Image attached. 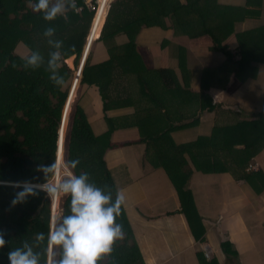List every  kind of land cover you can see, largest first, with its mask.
Wrapping results in <instances>:
<instances>
[{
    "label": "trees",
    "instance_id": "trees-1",
    "mask_svg": "<svg viewBox=\"0 0 264 264\" xmlns=\"http://www.w3.org/2000/svg\"><path fill=\"white\" fill-rule=\"evenodd\" d=\"M75 1L84 3V0ZM33 2L34 0H0V181L3 182H44L45 176L39 166L56 160L58 132L68 97L69 81L74 73L65 59L77 55L79 62L96 15L95 11L87 8L81 12L77 8H68L66 19L65 16H57L54 20L46 21L41 12L32 9ZM108 4L102 5L97 14L91 46L104 25ZM246 12L249 11L243 7L225 5L220 0H115L102 36H99L100 41L108 46L109 56L95 64L91 63V56L89 57L81 85L82 92L91 88L99 89L110 130L102 136L94 133L82 103L83 94L75 100L71 112L67 106L68 122L65 117L61 144L63 156L65 133V161L62 158L60 181L63 174H73L66 166L69 165L75 174L88 172L90 181L104 187L114 198L118 186L113 171L106 162L105 153L108 148L116 145L115 130L121 129L129 123V118L136 116L142 139L148 142L151 150H155V155L165 161L167 170L174 178L181 197L182 211L193 234L201 236L204 226L195 208L192 192L185 188L184 179L183 183L180 182L177 171L172 166L189 149L199 147V142L179 145L173 132L179 127L175 122L187 116V112L193 111L195 106L190 100L198 98L194 102L198 103L199 100L200 107H204L209 105L211 99L204 92L195 94L185 88L169 65L146 69L145 58L138 48V37L144 27L170 26L177 34L198 39L200 44L208 42L212 50L223 52L226 60L225 66L219 70L204 72L202 91L215 81H228L230 76L231 88L239 82L255 78L258 65L264 64V26L258 30L236 34L234 50L225 42L228 34L233 32V23L242 20L241 14ZM47 25L56 29L51 39L63 41L60 48L55 49L54 45L48 43L49 38L43 36V28ZM123 36L128 40L120 45L119 40ZM33 50H38L45 60L39 68H25L23 57ZM52 50L60 52L61 58L54 70L58 75L64 76L62 86L49 79V73L53 70L48 68L46 58ZM131 102L135 112L110 114L116 107ZM177 104L180 105L176 106ZM157 112L159 115H155ZM223 129L228 130L226 126ZM230 130L236 132L233 135L235 141H241L247 149L264 147V95L260 116L250 121H236ZM216 151L224 156L220 150ZM193 154L204 157L202 151ZM73 160L79 161L75 167L71 164ZM202 164L211 165L209 162ZM198 168L207 171L204 167ZM210 169H217V165L210 166ZM53 173L54 169L47 181ZM55 176L56 168L53 182ZM18 190L12 183H0V230L4 232L6 240L0 249V264H9L7 252L10 248L19 246L23 240L31 242L37 233L43 232L46 236L51 227V200L49 197L45 198V192L38 191V194L29 195L25 201L13 205L12 199ZM60 194L58 192V201ZM52 195L54 200V192ZM69 199L67 197L63 204V214L68 211ZM117 222L122 225L123 238L114 243L113 251L106 254L100 264H146L124 205ZM34 247L42 251L41 242H36ZM53 251L58 258V249ZM46 258L49 260V256ZM199 258L200 261L205 260L204 256ZM44 259L42 256V264ZM205 262L204 264H218L215 261Z\"/></svg>",
    "mask_w": 264,
    "mask_h": 264
},
{
    "label": "crops",
    "instance_id": "crops-1",
    "mask_svg": "<svg viewBox=\"0 0 264 264\" xmlns=\"http://www.w3.org/2000/svg\"><path fill=\"white\" fill-rule=\"evenodd\" d=\"M241 1L220 0L225 5L234 6H241ZM251 3L262 5L256 12H248H254L253 16H249L257 18V25L252 27L258 30L264 26V0H252ZM242 20L235 21L233 25L241 24ZM233 35L228 34L225 42L235 46L236 38ZM127 40L123 36L119 40L120 45ZM99 41L97 39L94 42L95 47L93 44L89 55L92 64L102 62L109 56L106 44L101 41L98 44ZM189 47L195 49L196 57L214 58V61H220L217 64L221 66L192 67L188 56ZM138 48L145 58L146 69L169 65L185 88L195 94L204 92L211 99L209 105L204 107H200L199 100L198 103L194 102L198 98L190 100L195 106L193 111L175 122L179 127L173 132L179 145L199 142L200 148L189 149L172 166L180 182L184 179L185 188L192 192L195 208L204 226L201 236L193 234L182 211L181 197L174 178L167 170L165 161L155 155V150H151L148 142L142 139L136 116L129 118V123L121 129L115 130L116 145L105 153L118 189L125 193L124 207L146 264H204L205 261L218 264H264V147L247 149L241 141H235L233 135L236 132L230 130L236 121H250L260 116L264 95V64L258 65L255 78L230 88V76L228 81H215L202 91L204 72L225 66L223 52L212 50L209 43L200 44L198 39L177 34L170 26L144 27L138 37ZM76 62L79 63L77 55ZM72 69L74 73L69 81L68 95L77 77V67ZM82 79L75 98L83 94L82 103L94 133L97 136L105 135L110 130V122L104 111L103 97L97 88L82 92ZM133 112L135 107L131 102L116 107L110 114ZM225 126L228 128L226 131L223 129ZM216 150H220L224 156ZM201 151L204 157L193 154ZM207 162L211 165L202 164ZM216 165L217 169H210V166ZM206 252L210 258H206ZM201 256L205 260L200 261Z\"/></svg>",
    "mask_w": 264,
    "mask_h": 264
},
{
    "label": "clouds",
    "instance_id": "clouds-1",
    "mask_svg": "<svg viewBox=\"0 0 264 264\" xmlns=\"http://www.w3.org/2000/svg\"><path fill=\"white\" fill-rule=\"evenodd\" d=\"M76 3L78 1L75 0H54V2L53 0H34L31 3V7L34 11L41 12L44 20L51 21L57 16H65L68 8H72L73 10L77 8V11H79L78 8L81 4L78 3L79 5L77 6ZM83 4H85V0ZM101 4L105 5L103 2ZM111 7L112 5L110 9ZM87 9L91 10L90 8ZM100 9L92 10L96 12L93 27ZM106 21L107 19L104 22L100 37L102 36ZM93 27L83 55L77 64V77L71 89L76 88L77 85L79 86L83 77L84 69L93 46H91ZM55 33L56 29L52 25L45 26L42 32L44 37L49 38L48 43L54 45L55 49H58L63 45V41L61 39H51ZM100 37L97 39H100ZM60 58V52L52 50L47 55L46 63L48 68L53 70L49 73V79L56 85L62 86L65 82L64 76L58 75L54 70ZM23 60L25 68L36 69L41 67L45 57L38 50H33L29 55L23 57ZM69 98L70 94L63 108L58 132L56 160L51 164L39 166L45 176L44 182L33 183L28 180L11 182L14 187L19 189L12 199L13 205L25 201L29 195L38 194V191L46 192L49 197L52 192L59 191L70 198L68 201V211L55 224L56 221H53V197H51V227L47 235L45 236L43 232L37 233L35 239L31 242L23 240L19 246L10 248L7 252L9 264H42V256L45 257L43 264H100L101 259L113 251L114 243L123 238L122 225L117 222V217L122 211V205L126 201L123 190L117 189L113 198L111 192L105 191L104 187H99L91 182L89 173L86 171H81L79 174H68L58 184L47 182V178L53 169V176L55 174V167L62 144L61 130ZM78 163V160L71 162L73 167ZM0 183L6 182L0 181ZM36 242L42 243V251L40 248L34 247ZM5 243L4 232L0 230V249L3 248ZM54 249H58V258L57 253L53 251ZM47 256H49V260L46 258Z\"/></svg>",
    "mask_w": 264,
    "mask_h": 264
},
{
    "label": "rangeland",
    "instance_id": "rangeland-1",
    "mask_svg": "<svg viewBox=\"0 0 264 264\" xmlns=\"http://www.w3.org/2000/svg\"><path fill=\"white\" fill-rule=\"evenodd\" d=\"M115 0H112L111 1V5L113 4L112 2H114ZM53 2H54V0H53ZM242 3H241V6L240 7H243L244 9H246L247 11H255L256 12V10H259V8L260 7H262V5H256V4H252L251 2H246L245 0H242L241 1ZM111 5H109L108 4V10L110 9V6ZM108 10H107V13H109L110 12V10H109V12H108ZM254 12H251L250 14L252 15ZM248 12H246L245 14H241V16L243 17V19H245V20H242V23L241 24H235V25H233V26H236L235 28L234 27H232V30H233V34L234 35H236V34H239V33H244L245 31H247V29H249V31H253V30H256V28L257 27H252V26H255V25H257L256 23H257V18H255V17H252V16H249L250 15ZM108 16V15H107ZM107 19V18H106ZM252 19H254L255 21H250V20H252ZM252 22V23H251ZM103 28V27H102ZM252 28V29H251ZM101 31H102V29L100 30V32H99V34L96 36V38H95V40L100 36V34H101ZM233 35V36H234ZM94 40V41H95ZM99 40V39H98ZM115 42V41H114ZM205 42V41H204ZM96 43V42H95ZM116 43V42H115ZM206 43H208V42H206ZM98 44H101L100 42H98ZM230 44V43H229ZM107 46V45H106ZM186 46V45H185ZM187 46H189V45H187ZM94 47H95V44H94ZM230 49H232V50H234L235 49V46L233 45V43H231L230 44ZM190 48V47H189ZM107 49H109L108 48V46H107ZM194 52H195V49L194 48H190V53H188V56H189V62H190V65L192 66V67H197V68H204V67H211V68H217L218 66H221V65H219V64H217L218 62H220L219 60H217V61H214L215 59L214 58H208V57H203V56H198V57H196L195 56V54H194ZM221 53V52H220ZM220 53H219V55H220ZM67 61V64H69V66L71 67V68H75V67H77V70H78V66L76 65L77 64V62H76V55H73V56H70V57H68V59L66 60ZM215 62V63H214ZM222 62V61H221ZM222 64V63H221ZM181 82V81H180ZM71 87V86H70ZM77 88H78V86H76V88H73L74 89V91H73V89H71V92H70V100H72V103L74 104V102H75V100H76V96H77ZM75 99V100H74ZM73 104H72V108H70L71 109V111H72V109H73ZM258 118V117H257ZM67 122H68V119H67ZM63 126H64V124H63ZM67 128V127H66ZM65 132H66V130H65ZM63 133V127H62V130H61V134ZM65 133H64V136H63V144H64V142H65ZM63 147H64V145H63ZM64 154H65V152H64V148H63V156H64ZM64 161H65V159H64ZM56 167H57V164H56ZM55 167V168H56ZM68 169H69V171H70V173H73V174H75L74 172H73V170L71 169V168H69L68 167ZM66 175H68V173H65V174H63V176L61 177V180L66 176ZM53 178H54V176H52L51 177V179L49 180V181H47L48 183H50V184H52V182H53ZM6 183H11V182H6ZM33 183H35V182H33ZM61 193V192H60ZM53 192L51 193V196L49 197L48 196V194L45 192V198H50V200H51V197H53ZM67 195H65V194H63V193H61L60 194V197H59V203H58V208H57V215H56V222H55V224L57 223V221H58V219L60 218V216H62L63 215V204H64V202H66L67 201ZM51 205H52V202H51ZM51 208H52V206H51ZM51 214H52V209H51Z\"/></svg>",
    "mask_w": 264,
    "mask_h": 264
},
{
    "label": "bare ground",
    "instance_id": "bare-ground-1",
    "mask_svg": "<svg viewBox=\"0 0 264 264\" xmlns=\"http://www.w3.org/2000/svg\"><path fill=\"white\" fill-rule=\"evenodd\" d=\"M68 107L72 108V100H69V104H68ZM67 111V109H66ZM69 112H71V110H69ZM68 114L69 113H65V117L66 119H68ZM65 117H64V121H65ZM64 124V122H63ZM64 128V127H63ZM64 145V144H63ZM62 149H60V152H59V164H57V167H56V176H55V179H54V182L53 184H58L60 182V176H61V171H62ZM58 192L59 191H54V200H53V221L55 222L56 221V213H57V205H58Z\"/></svg>",
    "mask_w": 264,
    "mask_h": 264
},
{
    "label": "built area",
    "instance_id": "built-area-1",
    "mask_svg": "<svg viewBox=\"0 0 264 264\" xmlns=\"http://www.w3.org/2000/svg\"><path fill=\"white\" fill-rule=\"evenodd\" d=\"M112 0H85V4L79 5L78 10L82 11L85 8H90L91 10H99L102 6V2L104 4L109 3L111 5ZM206 258H210V255L206 252Z\"/></svg>",
    "mask_w": 264,
    "mask_h": 264
}]
</instances>
